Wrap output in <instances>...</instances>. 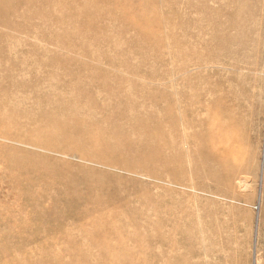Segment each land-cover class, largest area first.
<instances>
[{
    "label": "rangeland",
    "instance_id": "374dc122",
    "mask_svg": "<svg viewBox=\"0 0 264 264\" xmlns=\"http://www.w3.org/2000/svg\"><path fill=\"white\" fill-rule=\"evenodd\" d=\"M0 264H264V0H0Z\"/></svg>",
    "mask_w": 264,
    "mask_h": 264
},
{
    "label": "bare ground",
    "instance_id": "6f19581e",
    "mask_svg": "<svg viewBox=\"0 0 264 264\" xmlns=\"http://www.w3.org/2000/svg\"><path fill=\"white\" fill-rule=\"evenodd\" d=\"M13 69L10 70H5V72L2 75L3 78V82L7 85V88L9 90H11V86H13L14 84V80L13 78L15 77L12 72ZM48 96H54V98H56L55 100H50V99H46V103L43 105H49L50 102H53V106L55 107H61L67 103H69L68 101H66L67 99H69L70 97L65 96V95H61L57 97V94L55 93V91H53L52 93H48L46 97ZM75 97V96H73ZM72 97V98H73ZM70 98V99H72ZM86 99V98H85ZM23 103V101H21ZM67 102V103H66ZM75 107H80L81 105L74 103ZM180 123V122H178ZM124 124H130L133 128L134 131L136 130V132L131 133V134H125V136H120L119 138L125 143L126 146H130L132 145V143H137L138 140L134 137L137 136L138 133L144 132L146 131V128L149 126V124L147 122H143V121H136V122H130L128 119H124V120H119L114 122L115 126H121ZM173 126L172 128L176 129L177 127L175 126V124L177 125V121L173 122ZM191 129V124L188 123L184 126V131H189ZM117 140V139H115ZM190 142V140H189ZM183 145H187L188 143L187 141H184ZM125 146V147H126ZM169 146V145H167ZM135 150H129L126 151L125 154H122L123 159L128 160L131 159V157H133V154L135 153ZM128 153V154H127ZM109 158H105V157H95V158H84L81 159L82 161H84L85 163H87L89 166H85L82 165L80 167H77L69 176L71 177H75L77 178L76 180V185H80L84 188H87L90 191H93L94 193L99 192V191H108V192H112V191H119L121 189H123L121 182H114L111 178H112V174L108 172V168H110L109 170H122L121 168H119L118 166H111V161L108 160ZM94 165V166H92ZM95 166H100L102 168L99 167H95ZM105 169H104V168ZM18 169L20 174L23 175H37V176H44L46 174H49L50 171H53L51 169V167H45V166H41L39 164H36L35 162H29V161H24L20 164H18V167H16V170ZM59 170L62 169H58L56 170V172L60 173ZM64 171V170H62ZM57 174V173H56ZM60 176V175H58ZM141 177V176H140ZM11 178V177H10ZM149 178V177H148ZM156 181H162V178H155ZM122 205V204H121ZM88 217V215H86ZM114 217V216H111ZM117 217H115L114 219H116ZM113 221V218L111 219ZM87 225H91L92 227H101V226H106L108 224H105L101 218L98 219H94L89 221H86ZM160 242H167V240L164 241L163 238L160 239ZM176 243V242H175ZM175 243L172 242V244L174 245Z\"/></svg>",
    "mask_w": 264,
    "mask_h": 264
}]
</instances>
